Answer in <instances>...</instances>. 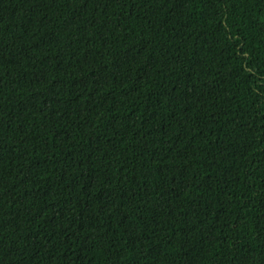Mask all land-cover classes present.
<instances>
[{
  "label": "trees",
  "instance_id": "obj_1",
  "mask_svg": "<svg viewBox=\"0 0 264 264\" xmlns=\"http://www.w3.org/2000/svg\"><path fill=\"white\" fill-rule=\"evenodd\" d=\"M0 264H264V0H0Z\"/></svg>",
  "mask_w": 264,
  "mask_h": 264
}]
</instances>
